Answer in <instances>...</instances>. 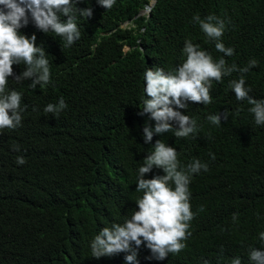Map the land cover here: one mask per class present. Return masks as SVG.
I'll return each mask as SVG.
<instances>
[{"label":"trees","instance_id":"trees-1","mask_svg":"<svg viewBox=\"0 0 264 264\" xmlns=\"http://www.w3.org/2000/svg\"><path fill=\"white\" fill-rule=\"evenodd\" d=\"M151 1L116 0L105 9L97 0H73L74 9L91 8L92 16L76 13L81 35L68 47L38 30L30 14L19 30L43 45L51 76L35 89L31 80L17 83L21 63L8 80L24 110L20 126L0 129V264H126L130 253L96 258L90 244L104 227L138 210V169L158 140L176 149L181 166L199 159L208 171L191 175L194 218L186 247L158 260L142 244L135 264H231L236 257L251 264L250 249L264 251V125H256L251 105L229 87L240 73L211 82V103L174 109L196 120L188 137L153 131L145 143L144 127L154 129L156 122L141 114L145 71L176 69L186 59L185 40L227 66L242 68L255 59L245 87L252 98L264 99V0H154L140 14ZM196 14L225 21L221 41L234 49L231 57L216 50L193 21ZM61 97L67 108L59 115L44 111ZM219 113L221 124L207 120ZM17 157L26 162L17 164ZM157 175L164 172L153 167L145 179Z\"/></svg>","mask_w":264,"mask_h":264},{"label":"clouds","instance_id":"clouds-1","mask_svg":"<svg viewBox=\"0 0 264 264\" xmlns=\"http://www.w3.org/2000/svg\"><path fill=\"white\" fill-rule=\"evenodd\" d=\"M116 0H97L105 9H110ZM73 0H0V129H15L21 125L24 109L21 108V94L7 88L9 77H13V65L24 64L25 70L15 81L21 83L31 80V88L37 85L44 87L50 83V66L43 45L37 46L36 35L30 38L19 30L28 24L29 14L36 28L43 33L51 31L63 39L68 47L80 39V31L76 23L78 13L81 17L90 18L92 9H78ZM141 13V12H140ZM61 16L67 17L66 21ZM201 31L215 41V48L226 57L234 54V49L225 47L221 38L225 31V21L215 15L201 18L193 16ZM124 25V24H123ZM183 54L186 59L172 72L161 68L147 69L144 73L146 97L141 114H150L155 128L144 127L145 143L152 141L153 131L164 134L175 130L176 137H188L197 129L196 120L183 115L174 109H188V103H211L210 89L213 80L220 81L223 76L234 72L239 77L229 81V87L238 101L247 100L251 105L250 113L254 115L256 125H264V99L257 100L249 95L250 89L245 87L244 74L257 66L251 59L247 66H227L225 59L214 61L213 57L191 40H185ZM67 108L61 97L57 104H48L44 111L59 115ZM225 120L228 114H223ZM207 120L213 125L221 124V114L209 115ZM178 128H174L172 122ZM19 151V149H16ZM211 155V154H210ZM215 159L214 156H212ZM17 164L23 165V157H17ZM153 167L162 169L163 176L145 179ZM201 170L208 171V165L199 159H193L181 166L177 159V151L162 140H158L152 151L144 159L143 166L138 169L136 191L142 193L136 200L138 210H134L130 218L122 224L114 223L104 227L91 241L92 255L96 258L112 256L121 252L130 253L125 256L126 264H135L138 249L145 244L158 260L165 259L169 253H179L185 247L190 235V221L194 218L191 211L189 184L192 174ZM235 220V215L233 216ZM264 241V232L259 234ZM135 245V247H133ZM251 264H264V251L250 249ZM231 264H242L239 257L233 258Z\"/></svg>","mask_w":264,"mask_h":264},{"label":"water","instance_id":"water-1","mask_svg":"<svg viewBox=\"0 0 264 264\" xmlns=\"http://www.w3.org/2000/svg\"><path fill=\"white\" fill-rule=\"evenodd\" d=\"M153 3H154V0H152V1L150 2L149 6H148L145 10L141 11L140 14H146V13H148V12H149V9H150V7L153 5Z\"/></svg>","mask_w":264,"mask_h":264},{"label":"rangeland","instance_id":"rangeland-1","mask_svg":"<svg viewBox=\"0 0 264 264\" xmlns=\"http://www.w3.org/2000/svg\"><path fill=\"white\" fill-rule=\"evenodd\" d=\"M122 26H126V24L122 25Z\"/></svg>","mask_w":264,"mask_h":264}]
</instances>
